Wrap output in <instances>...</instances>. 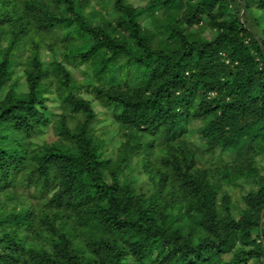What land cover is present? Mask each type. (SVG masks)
Here are the masks:
<instances>
[{"label":"trees","instance_id":"obj_1","mask_svg":"<svg viewBox=\"0 0 264 264\" xmlns=\"http://www.w3.org/2000/svg\"><path fill=\"white\" fill-rule=\"evenodd\" d=\"M96 2L0 0V264H264V0Z\"/></svg>","mask_w":264,"mask_h":264},{"label":"rangeland","instance_id":"obj_2","mask_svg":"<svg viewBox=\"0 0 264 264\" xmlns=\"http://www.w3.org/2000/svg\"><path fill=\"white\" fill-rule=\"evenodd\" d=\"M90 1H91L92 5L95 6L96 9L99 11V14L106 15L107 9L103 5L97 3L96 0H90ZM128 1L131 3H136L138 1L143 3L145 0H128ZM204 34L207 36L212 35V33L208 29H206L204 31ZM64 41H65V38H64L63 34L56 35V37H55V44L56 45L55 46L58 49H60L63 46V44H65ZM41 54H42L43 60H47V61L50 60L51 52L49 51L48 47L43 46L41 48ZM28 55H30V52H28V50H26V48H25V51L22 54V57L19 58V60L21 62H24L26 60V58L28 57ZM72 73H73V76L75 78L79 77V72L76 68L73 69ZM21 74H22V70L20 69L18 71V75H21ZM21 81L22 80H20L19 85L21 84ZM53 90H54V88H53ZM92 107L94 108L95 112L97 113L95 129L98 132V134L101 135V138L109 141L112 137H114V140H118L119 136L116 135L114 133V131L112 130V125H111L112 119H111L110 113L106 115L103 108L96 101H92ZM51 109H52L54 114L59 113L60 110H62L60 105L57 103H53ZM196 126H197V123H194L193 127H196ZM51 134H52V129L49 127L46 130V137H49V135H51ZM199 141L200 140H197L198 143H199ZM109 152L113 153V145L109 148ZM112 156L114 157L115 155H112ZM261 161L264 164V159H262ZM228 189H229V193L231 195L233 202L241 205L240 195L245 193V190L247 189L246 185H244V187L242 189L238 188V187L235 188L232 186L228 187Z\"/></svg>","mask_w":264,"mask_h":264}]
</instances>
